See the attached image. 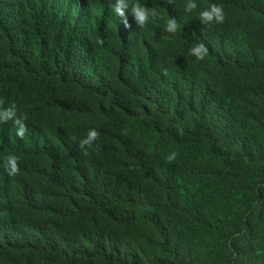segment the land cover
Here are the masks:
<instances>
[{"label": "trees", "instance_id": "trees-1", "mask_svg": "<svg viewBox=\"0 0 264 264\" xmlns=\"http://www.w3.org/2000/svg\"><path fill=\"white\" fill-rule=\"evenodd\" d=\"M112 2L0 0V97L29 129L0 124V264H264V0H138L144 28Z\"/></svg>", "mask_w": 264, "mask_h": 264}, {"label": "clouds", "instance_id": "clouds-1", "mask_svg": "<svg viewBox=\"0 0 264 264\" xmlns=\"http://www.w3.org/2000/svg\"><path fill=\"white\" fill-rule=\"evenodd\" d=\"M111 10L118 16L123 23L125 28L131 27L128 21L130 15L138 28H144L149 21L155 22L157 19H161V13L157 8H149L146 5L138 2V0H113L109 4ZM198 5L195 0H188L184 6L186 13H192L197 9ZM198 20L204 26L212 24H222L225 20V13L223 6L217 3H210L206 8L202 9L198 14ZM181 29V25L176 19L168 17L164 31L175 34ZM98 45L104 44V39L98 37L96 40ZM189 55L194 56L197 60L202 61L208 55V48L202 42L194 44L189 49ZM28 116L26 113H18L17 106L15 103L7 104L3 97H0V124H10L15 132V136L23 139L29 132L26 121ZM100 138V133L95 128H90L87 131L86 137L79 140L78 147L80 149H93L97 150L99 145L96 144ZM2 143V140H0ZM175 151L167 154L163 157L166 163H172L176 157ZM20 157L14 153H9L3 159L2 166L8 176L14 177L20 172Z\"/></svg>", "mask_w": 264, "mask_h": 264}, {"label": "rangeland", "instance_id": "rangeland-1", "mask_svg": "<svg viewBox=\"0 0 264 264\" xmlns=\"http://www.w3.org/2000/svg\"><path fill=\"white\" fill-rule=\"evenodd\" d=\"M261 245H262V248H264V240L262 241V244Z\"/></svg>", "mask_w": 264, "mask_h": 264}]
</instances>
